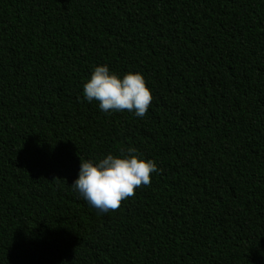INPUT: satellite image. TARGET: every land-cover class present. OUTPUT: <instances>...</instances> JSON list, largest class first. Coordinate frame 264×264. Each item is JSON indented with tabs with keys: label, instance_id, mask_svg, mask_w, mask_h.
I'll return each mask as SVG.
<instances>
[{
	"label": "trees",
	"instance_id": "16d2710c",
	"mask_svg": "<svg viewBox=\"0 0 264 264\" xmlns=\"http://www.w3.org/2000/svg\"><path fill=\"white\" fill-rule=\"evenodd\" d=\"M104 65L143 118L84 98ZM129 147L158 171L102 213L80 159ZM0 264H264V0H0Z\"/></svg>",
	"mask_w": 264,
	"mask_h": 264
},
{
	"label": "clouds",
	"instance_id": "9594fccd",
	"mask_svg": "<svg viewBox=\"0 0 264 264\" xmlns=\"http://www.w3.org/2000/svg\"><path fill=\"white\" fill-rule=\"evenodd\" d=\"M83 95L89 103L99 102L105 113L134 111L139 118L147 114L152 101L142 74L128 73L120 79L110 74L107 65L94 69L83 86ZM135 152L134 147H129L121 150L120 157L108 154L98 163L79 158L78 179L71 187L98 211H117L123 201L135 196L138 187L150 186L151 174L158 171L154 161L139 159Z\"/></svg>",
	"mask_w": 264,
	"mask_h": 264
}]
</instances>
